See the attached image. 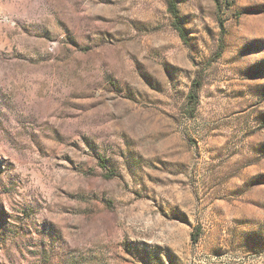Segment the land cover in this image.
I'll return each instance as SVG.
<instances>
[{
	"label": "rangeland",
	"instance_id": "1",
	"mask_svg": "<svg viewBox=\"0 0 264 264\" xmlns=\"http://www.w3.org/2000/svg\"><path fill=\"white\" fill-rule=\"evenodd\" d=\"M175 1L0 0V264H264V0Z\"/></svg>",
	"mask_w": 264,
	"mask_h": 264
},
{
	"label": "trees",
	"instance_id": "2",
	"mask_svg": "<svg viewBox=\"0 0 264 264\" xmlns=\"http://www.w3.org/2000/svg\"><path fill=\"white\" fill-rule=\"evenodd\" d=\"M167 3H168V10L174 19V23H175L176 28L178 29V31L182 35H184V29L180 24L179 10H178V6H177L176 1L175 0H167ZM200 86H201L200 83L199 84L196 83L197 89H199ZM191 97L195 99V98H197V94H192Z\"/></svg>",
	"mask_w": 264,
	"mask_h": 264
}]
</instances>
